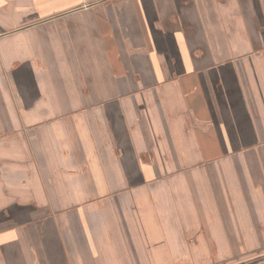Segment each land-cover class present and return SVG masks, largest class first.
Instances as JSON below:
<instances>
[{
	"label": "crops",
	"instance_id": "1",
	"mask_svg": "<svg viewBox=\"0 0 264 264\" xmlns=\"http://www.w3.org/2000/svg\"><path fill=\"white\" fill-rule=\"evenodd\" d=\"M0 34V264L264 246V0H0Z\"/></svg>",
	"mask_w": 264,
	"mask_h": 264
},
{
	"label": "rangeland",
	"instance_id": "2",
	"mask_svg": "<svg viewBox=\"0 0 264 264\" xmlns=\"http://www.w3.org/2000/svg\"><path fill=\"white\" fill-rule=\"evenodd\" d=\"M3 35V34H0ZM127 189L123 190V192L125 193H129L132 191V189H130V185L127 183ZM44 196H47L46 194H44ZM97 203V201H96ZM53 211V209L47 208L45 213L46 214H50ZM59 214L62 216L66 214H69L70 210H58ZM196 241V240H195ZM258 244V243H257ZM257 244L255 245L254 250H250L249 252L237 255V256H227V257H216V256H212L210 258H203L202 260H204V264H264V246H260V248H257ZM245 246V242H239V247L241 248L242 251L245 252L244 249ZM247 251V250H246ZM197 258L194 260L196 261ZM191 263H193V261H191Z\"/></svg>",
	"mask_w": 264,
	"mask_h": 264
}]
</instances>
